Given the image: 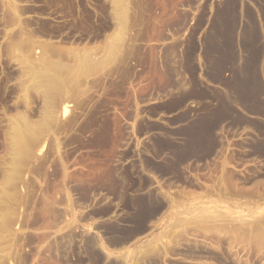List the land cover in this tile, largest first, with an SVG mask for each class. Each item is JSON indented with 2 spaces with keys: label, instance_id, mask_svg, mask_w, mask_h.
<instances>
[{
  "label": "rangeland",
  "instance_id": "obj_1",
  "mask_svg": "<svg viewBox=\"0 0 264 264\" xmlns=\"http://www.w3.org/2000/svg\"><path fill=\"white\" fill-rule=\"evenodd\" d=\"M0 264H264V0H0Z\"/></svg>",
  "mask_w": 264,
  "mask_h": 264
},
{
  "label": "trees",
  "instance_id": "obj_2",
  "mask_svg": "<svg viewBox=\"0 0 264 264\" xmlns=\"http://www.w3.org/2000/svg\"><path fill=\"white\" fill-rule=\"evenodd\" d=\"M229 68H230V59H228V60L226 59L223 62V66L221 68L222 69L221 72L222 73H226V72H228ZM143 221H144L143 217H140L138 220H134V224L132 226L133 227H138Z\"/></svg>",
  "mask_w": 264,
  "mask_h": 264
},
{
  "label": "bare ground",
  "instance_id": "obj_3",
  "mask_svg": "<svg viewBox=\"0 0 264 264\" xmlns=\"http://www.w3.org/2000/svg\"><path fill=\"white\" fill-rule=\"evenodd\" d=\"M227 25V24H226Z\"/></svg>",
  "mask_w": 264,
  "mask_h": 264
}]
</instances>
